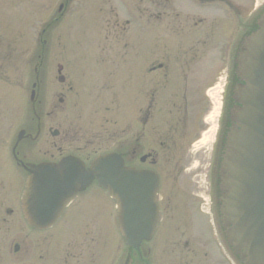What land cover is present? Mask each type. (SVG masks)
Instances as JSON below:
<instances>
[{
	"label": "flooded vegetation",
	"instance_id": "1",
	"mask_svg": "<svg viewBox=\"0 0 264 264\" xmlns=\"http://www.w3.org/2000/svg\"><path fill=\"white\" fill-rule=\"evenodd\" d=\"M75 1L60 0L58 16L48 20L43 31L33 34L34 37L30 39L35 43L31 44L32 47H36L33 75L30 76L31 87L29 86L28 89L30 97L22 96L20 91L17 92L18 87L9 70L10 65L4 64L1 56L8 51L13 56L12 49L9 48L15 43V50H17V42L24 40L23 34L8 33L11 36L7 38L0 35V264H85L86 259L89 262L87 264H100L99 250L102 247L100 233L104 231L100 226L101 216L110 212L118 228L116 202L108 190L102 188L97 181L79 193L59 218L47 227L32 225L24 216L23 196L31 165L43 162L58 163L71 154L80 156L69 150L68 96L74 87L67 81V50H63L62 55L65 62L52 65V68L57 69L56 93L51 86H48L51 78L49 80L47 76L51 66L48 60L49 53L52 51L54 40L59 36L54 30L58 29L60 22L67 17L70 5ZM114 1L116 5L117 2L120 4L119 7L127 16L124 19L128 21L127 24H131L130 20H141V36L138 40L142 47L138 50L142 51L143 58L137 69L141 77L138 76L140 83L134 95L135 99L139 98L146 107L138 120L141 128L149 124L150 113L151 119L154 120L156 114L164 112V105L167 103L166 109L169 114H174L176 110L177 116L185 118L187 109L185 108L186 114L182 115L183 102H187L188 94L184 93L183 102L178 106L177 93L169 95L170 86L172 83L190 86V72H193L197 66L198 70L193 76L194 81L199 75L198 82L207 85L206 95L210 101L214 89L224 86L229 90L238 83L232 74L230 76L238 48L246 33L256 28L255 20H259L264 12V0H99L100 12L103 15L100 20H120ZM169 37H171L170 40ZM131 43L133 44L132 39ZM154 52L157 58L150 61V55ZM112 54L117 56L119 52L114 49ZM84 57L85 55H78V59H84ZM38 58L39 62H37ZM103 60L105 62V59ZM155 72L161 78L158 85L162 91L159 90V92L158 89L150 90L148 86L149 76ZM157 94L164 102H161L162 107L158 105ZM169 97L170 102H173L172 108L169 107ZM176 97L178 99H174ZM232 99L227 91L221 137L231 125L228 112L231 106L235 105ZM132 105H135L133 95L129 106L131 116L134 114ZM208 124L209 122L205 121V129L208 128ZM137 140V144H130L128 150L130 157L126 155V163L138 169H152L159 174L156 199L159 208L158 223L151 239L144 240L138 249L124 242L125 257L117 258L116 252V257H106L105 264H165V258L160 253L164 242L162 241L160 247L157 241L166 215L165 199L162 196L164 181L162 174L155 168L159 158L154 154L156 149L139 156L142 152L139 146L140 137ZM161 146L164 147L165 144L162 143ZM221 146V142L218 143L216 149L211 152L209 161L206 158L204 170L195 173L200 178L203 190L194 194L200 201L198 205L200 218L204 220L208 228L209 238L205 247L210 249L209 246L215 244L218 251H223L226 261L235 264L229 258V248L224 241L220 240L219 233H217L219 240H214L212 218L206 202L204 204L205 199L210 196L211 212L217 213L216 163L217 151H220ZM85 150L86 147L81 148L80 152ZM80 157L87 163L91 161L83 156ZM137 160L141 164L148 162L151 167H143L137 163ZM193 165L190 164L186 170L191 171ZM187 199L183 214L192 217L191 222H193L197 212L189 206L190 202ZM67 217L68 220H66ZM97 232H99L98 236ZM55 244L61 250L59 255L54 253L53 245ZM185 246L188 247L193 258L183 261L184 264H195L194 258L202 255L207 261L205 263L203 259H199L198 264H209V251L193 249L190 241L185 242ZM158 250V261L155 262V254Z\"/></svg>",
	"mask_w": 264,
	"mask_h": 264
},
{
	"label": "rangeland",
	"instance_id": "2",
	"mask_svg": "<svg viewBox=\"0 0 264 264\" xmlns=\"http://www.w3.org/2000/svg\"><path fill=\"white\" fill-rule=\"evenodd\" d=\"M98 1L76 0L71 3L64 22L54 30L59 36L54 40L55 45L53 44L48 58L51 66L47 76L53 82L50 81L48 86H51L56 93L57 69L52 68V65L65 62L62 56L63 50L68 51L66 75L70 86L74 87L68 96L69 150L88 161L98 154L110 151L123 152L130 157L128 151L130 144H137V139L140 137L139 146L142 152L139 156L156 149L154 154L159 158V163L155 168L162 174L165 186L162 193L165 199V223L158 235V239L162 238V240L157 239L160 247L162 241L164 242L160 253L165 258V264H184L193 258L188 247L185 246L187 241L191 242L193 249L210 252L209 264H226L223 251H218L215 244H211L210 249L205 247L209 238L208 228L200 218V206L198 207L200 201L194 194L203 190L200 178L195 173L202 172L206 164L208 145H203L201 139L203 133L211 128V124H208V128L205 129V121L208 122V116L214 106L206 95L207 85L198 82L199 75L194 81V72L198 70V66L190 72V86L174 83L170 86L169 95L177 93L178 106L183 102L184 93L188 94L187 102H183L184 111L181 110L182 115H185L187 109L185 118L177 116L176 110L174 114H169L166 109L167 103L164 105V112L156 114L154 120L151 119L150 113L149 124L141 128L138 120L146 107L139 98L134 97L140 83L137 69L143 58L142 51L138 50L142 47L138 40L141 36V20H130L131 24H127L128 21L124 20L127 16L118 2L116 5V1L114 4L120 20H100L103 15ZM59 4L60 0H0V35L7 38L11 36L8 33L23 34L24 40L17 42V50L14 41H11L14 44L9 49H12L13 56L10 51L5 54L2 52L4 55H1L4 64L10 65L9 70L18 87L16 90L20 91L22 96L30 97V92L28 94V89L31 87L30 76L33 75L35 65L36 47H32L35 43L30 39L34 37L33 34L42 32L50 18L58 16ZM114 49L119 52L117 56L112 54ZM79 54L85 55L84 59H78ZM156 56V52L151 54L150 61L157 58ZM39 60L38 58L37 62ZM160 79L157 72L150 74L148 85L150 90L162 91L158 85ZM132 95L135 105H132L134 114L131 116L129 106ZM157 98L159 107H162L163 101L159 94ZM170 101L169 97V107L172 108L173 102ZM204 116H206L205 121ZM162 143L165 144L164 147L161 146ZM85 147L86 150L80 152L81 148ZM137 161L143 167H151L148 162L141 164L139 160ZM190 164L194 166L192 172L186 170ZM186 199L190 202L189 206L197 212L193 222H191L192 217L183 214ZM109 215L110 212L101 216L100 226L104 231L100 233L102 246L99 250L100 264H105L104 260L107 256L116 257V252L119 259L125 257L126 253L124 239L116 228L114 218ZM217 230H220L219 227ZM217 230H213V233H217ZM214 235L213 238L217 241L219 234ZM220 235L223 237L222 230ZM53 248L55 255L61 253L57 244L53 245ZM158 252L159 250L155 254V262L158 261ZM194 259L192 260L195 264L199 263L197 261L199 259H203L205 263L207 261L203 255ZM87 263L89 262L86 259L85 264Z\"/></svg>",
	"mask_w": 264,
	"mask_h": 264
},
{
	"label": "water",
	"instance_id": "3",
	"mask_svg": "<svg viewBox=\"0 0 264 264\" xmlns=\"http://www.w3.org/2000/svg\"><path fill=\"white\" fill-rule=\"evenodd\" d=\"M245 37L236 63L241 83L220 165V212L228 243L243 264H264V14ZM24 193L26 218L48 226L95 179L118 205L120 229L138 248L157 224L158 175L126 166L117 152L97 156L90 167L75 156L31 165Z\"/></svg>",
	"mask_w": 264,
	"mask_h": 264
},
{
	"label": "bare ground",
	"instance_id": "4",
	"mask_svg": "<svg viewBox=\"0 0 264 264\" xmlns=\"http://www.w3.org/2000/svg\"><path fill=\"white\" fill-rule=\"evenodd\" d=\"M218 89H219V87H218ZM215 94H217V91L215 92ZM216 102H217V98H216ZM217 103H216V106L214 108V111L211 113V116H210V118L213 122V126H212L211 130L207 134H205V136L203 138V143L209 144L212 137H213V132H214V128H215V118H216V114H217Z\"/></svg>",
	"mask_w": 264,
	"mask_h": 264
}]
</instances>
